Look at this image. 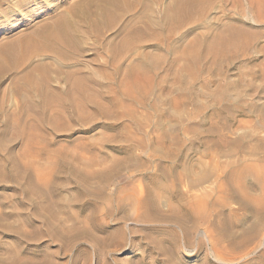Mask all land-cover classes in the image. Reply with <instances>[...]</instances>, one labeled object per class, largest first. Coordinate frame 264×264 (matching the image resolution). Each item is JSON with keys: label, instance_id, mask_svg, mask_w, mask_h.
Returning <instances> with one entry per match:
<instances>
[{"label": "rangeland", "instance_id": "obj_1", "mask_svg": "<svg viewBox=\"0 0 264 264\" xmlns=\"http://www.w3.org/2000/svg\"><path fill=\"white\" fill-rule=\"evenodd\" d=\"M169 1L141 6L101 34L80 11L72 24L88 31L75 32L79 51L35 57L92 74L91 103L79 93L73 101L59 77L47 105L15 92L14 71L0 82V264H264V206L244 205L224 172L264 165V0H212L183 24L166 15ZM83 3L0 0V44ZM247 176L260 196L263 177ZM159 182L182 195L162 196L164 214L199 196L214 208L198 223L137 208Z\"/></svg>", "mask_w": 264, "mask_h": 264}, {"label": "bare ground", "instance_id": "obj_2", "mask_svg": "<svg viewBox=\"0 0 264 264\" xmlns=\"http://www.w3.org/2000/svg\"><path fill=\"white\" fill-rule=\"evenodd\" d=\"M154 1L155 0H84L83 5H81L80 7H71L69 9V12L67 11L69 13V17H66L65 16L66 14L63 16H59L58 18H55L56 20L53 23H48V24L44 23L39 25L36 28V30L32 33L22 34L11 41H5L1 43L0 44V82L4 80V78L7 76L9 72L14 71L18 73V75L15 76V79H13V83H14L13 87L15 92L20 94L23 89L29 90L30 92H33L36 95L38 94L39 98L41 96L43 98L44 105H47L54 103V101L53 103H51V99L48 96L49 95L48 84L53 79L59 77L70 82V87L68 89L67 94L71 96L73 101L75 98L76 99L78 98L76 93H79L82 96L84 103L88 104L93 102L94 101L93 96H90L91 95L90 93H89L90 95L88 94V91L90 90L89 88H92L94 85L92 74L85 75L80 72L78 73L77 70L68 69V71H66L61 68L52 69L50 65L45 64L43 62L34 63L35 57L44 54L48 50H52L56 54L58 55L60 54L62 57L64 56V58H66L65 56L69 54L67 51L68 47L69 49L71 47V49L72 50L74 49V51H79L77 50V46L75 47L76 31H78V36L84 37L88 29L89 31H93V32L95 31L99 33L105 27L108 30L110 29L111 31L115 30L118 24L122 22L124 16L128 14H133L139 7L149 6ZM169 2L171 4L169 7L167 6L168 9L166 8L168 10L166 15H170V13L173 12V14L177 16L178 24H183L186 20L190 18H194L196 16H201V17L204 16L209 10L212 0H172V2L171 1ZM80 11L85 12L86 14L85 18L88 20V23L90 24L86 32L80 30V28H76L72 24V17L74 16L76 17L80 13ZM97 13L99 16L96 18L95 16ZM146 27L149 30L153 26L147 24L143 28L136 29L137 34L141 35L146 30L144 29ZM153 37L159 39L160 36L158 33H154ZM122 39H123L122 44L125 43L126 46L132 44L129 43L130 41L127 39L126 36H124ZM73 47H75L76 50ZM116 48H117V44L116 46H114V50H116ZM118 48L120 49V46ZM132 70L134 71L132 73L136 72V70L134 69ZM145 76L147 78L150 77L147 75ZM75 94L77 97L74 98ZM126 151H130V149ZM176 165L171 163L169 168L167 169L165 167L163 168L162 173L166 176H170L172 171L175 172ZM224 172L228 182L235 183L238 185V188L236 189L235 193L237 197H242V203L244 205H249L254 202V205L256 204L259 208L264 206V165L263 164L245 163V162L241 164H233L230 165L228 169H225ZM249 173L252 174L255 173L263 177L262 183L260 185V194H261L260 196L251 193L248 189V184L246 180L248 178L247 175H249ZM157 187L159 191L151 187L145 189V191L143 190V192H141L143 196L138 198L136 197L137 199H135L134 205L137 208L144 206L149 212L157 211L158 215H160L162 213L161 212L162 208L160 209L159 201L161 200L163 195H171L172 193H174L175 196L177 195L180 200L182 199L181 193H177L167 183L159 182L157 184ZM112 198L113 197H110L111 203H113L112 201L114 200ZM121 200L122 202L120 203L119 207L120 209H124L125 205L128 202H126L125 197L121 198ZM180 203L171 206L174 213L171 214L162 213V216L165 217L166 215L167 216L170 215L171 217H176L178 221H182V222L185 220L184 218L186 216L187 218L193 219V221L196 220L195 222L198 223L197 219L208 216L211 213V209L214 208L211 202L209 203V201L205 197H201V196L197 197L196 200L193 202H187V204L185 203L180 204ZM182 213H184L185 216ZM149 216L147 217L144 216V217L150 218ZM1 217H0V221H1ZM231 235L233 236L232 233ZM20 237L21 239H25V236L22 237L20 235ZM232 239L234 238L232 237ZM231 243L232 245L235 244L234 241H232Z\"/></svg>", "mask_w": 264, "mask_h": 264}]
</instances>
